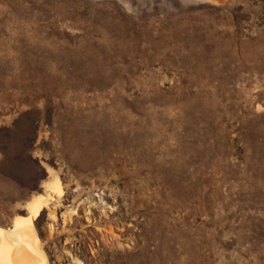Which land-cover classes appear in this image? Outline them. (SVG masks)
<instances>
[{
    "label": "rangeland",
    "instance_id": "374dc122",
    "mask_svg": "<svg viewBox=\"0 0 264 264\" xmlns=\"http://www.w3.org/2000/svg\"><path fill=\"white\" fill-rule=\"evenodd\" d=\"M37 197L48 264H264V0H0V229Z\"/></svg>",
    "mask_w": 264,
    "mask_h": 264
},
{
    "label": "bare ground",
    "instance_id": "6f19581e",
    "mask_svg": "<svg viewBox=\"0 0 264 264\" xmlns=\"http://www.w3.org/2000/svg\"><path fill=\"white\" fill-rule=\"evenodd\" d=\"M49 188L51 193L60 192L58 183H49ZM48 200L35 198L30 203L31 215L28 218L17 217L10 231L0 229V264H48L33 224Z\"/></svg>",
    "mask_w": 264,
    "mask_h": 264
}]
</instances>
